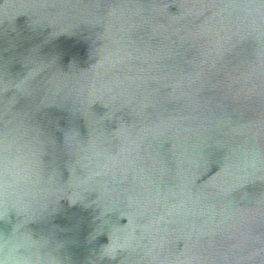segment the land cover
<instances>
[{
	"label": "water",
	"instance_id": "1",
	"mask_svg": "<svg viewBox=\"0 0 264 264\" xmlns=\"http://www.w3.org/2000/svg\"><path fill=\"white\" fill-rule=\"evenodd\" d=\"M0 264H264V0H0Z\"/></svg>",
	"mask_w": 264,
	"mask_h": 264
}]
</instances>
